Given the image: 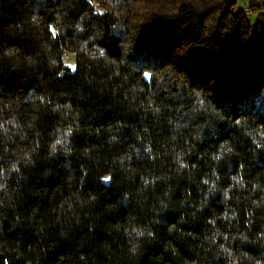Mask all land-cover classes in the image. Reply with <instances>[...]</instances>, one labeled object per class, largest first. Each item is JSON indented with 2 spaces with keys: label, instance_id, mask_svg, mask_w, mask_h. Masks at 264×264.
Segmentation results:
<instances>
[{
  "label": "trees",
  "instance_id": "obj_1",
  "mask_svg": "<svg viewBox=\"0 0 264 264\" xmlns=\"http://www.w3.org/2000/svg\"><path fill=\"white\" fill-rule=\"evenodd\" d=\"M92 1L0 0V264H264V0Z\"/></svg>",
  "mask_w": 264,
  "mask_h": 264
},
{
  "label": "rangeland",
  "instance_id": "obj_2",
  "mask_svg": "<svg viewBox=\"0 0 264 264\" xmlns=\"http://www.w3.org/2000/svg\"><path fill=\"white\" fill-rule=\"evenodd\" d=\"M246 6H247V0H237V5H236V10L237 11H246ZM246 19L248 21V23L252 26V28L255 26V22H256V16L255 15H248L246 14ZM65 64L70 66L71 68L74 67V59H72L71 55H67L66 60H65ZM107 181V177L104 178V182Z\"/></svg>",
  "mask_w": 264,
  "mask_h": 264
},
{
  "label": "built area",
  "instance_id": "obj_3",
  "mask_svg": "<svg viewBox=\"0 0 264 264\" xmlns=\"http://www.w3.org/2000/svg\"><path fill=\"white\" fill-rule=\"evenodd\" d=\"M87 1H89V2H91V4H93V1L92 0H87ZM248 14L250 13L249 11H246ZM66 57L67 56H64V61L66 60Z\"/></svg>",
  "mask_w": 264,
  "mask_h": 264
}]
</instances>
